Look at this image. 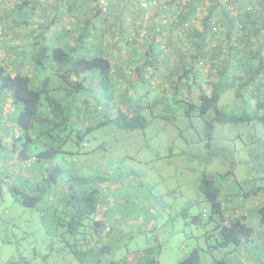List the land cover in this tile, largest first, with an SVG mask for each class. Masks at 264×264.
I'll list each match as a JSON object with an SVG mask.
<instances>
[{
  "label": "trees",
  "instance_id": "trees-1",
  "mask_svg": "<svg viewBox=\"0 0 264 264\" xmlns=\"http://www.w3.org/2000/svg\"><path fill=\"white\" fill-rule=\"evenodd\" d=\"M3 1L1 30L22 29L26 43L19 65L0 63V177L12 182L14 201L31 209L43 203L51 210L49 235L61 230L64 248L79 264L89 257L100 264L110 255L118 220L109 218V210L104 220L103 213L121 207L114 203V208L109 196L122 179L65 168L69 141L85 148L87 136L107 126L126 133L144 130L146 109L159 103L173 112L172 120L199 119L206 146L244 136L251 146L263 142L264 0ZM224 128L233 137L223 139ZM248 154L254 171L262 172L257 180L264 181V152ZM230 174L202 175L198 185L210 207L212 251H223L218 264L245 257L240 251L251 246L255 234L248 217L256 214L264 228V199L258 202L264 183L248 189L247 180L223 184ZM226 190L237 196L235 206L224 199ZM249 201L252 206L242 211V202ZM202 216L206 211L192 222L200 224ZM109 264L160 261L148 246ZM177 264H201L199 249Z\"/></svg>",
  "mask_w": 264,
  "mask_h": 264
},
{
  "label": "rangeland",
  "instance_id": "rangeland-1",
  "mask_svg": "<svg viewBox=\"0 0 264 264\" xmlns=\"http://www.w3.org/2000/svg\"><path fill=\"white\" fill-rule=\"evenodd\" d=\"M5 5L6 2L0 0V15ZM22 35V29L10 26L2 31L0 27L1 64L8 67L19 65L21 48L26 43ZM24 68L29 74L34 72L26 62ZM230 99L222 98L223 104ZM222 100L219 106H222ZM143 105L147 107L148 102L144 101ZM172 114L158 103L155 108L146 109L144 115L149 124L144 130L126 133L107 126L90 133L85 148H78L72 141L64 146L70 154L63 156L62 161L73 173L95 175L104 172L109 181L117 174L122 179L121 188L109 196L110 202L121 204V207L113 211L109 207L107 212H101L104 220L111 211L109 218L118 221L110 239L112 251L101 258L100 264L119 263L135 248L148 246L154 248L160 264H177L195 248L200 251L201 264H218L223 251H212L216 238L213 226L208 222L209 203L198 190L201 176L229 171L230 176L223 181L225 185L247 180L248 189L264 183L257 180L262 177V172L254 171L253 159L248 154L249 150L254 154L264 152V140L255 141L251 146L244 136L234 142L228 139L229 142L219 141L218 146L211 142L206 146L199 119L180 117L172 120L169 118ZM224 130L220 132L223 139L233 137L231 131ZM11 183L0 177V264H79L64 248L61 230L49 235L46 224L51 220V210L43 203L31 209L14 201L9 190ZM236 197L234 191L226 190V202L228 199L235 206ZM258 197L259 201L254 200L261 202L264 194L259 193ZM251 202H242V211L252 206ZM102 209L103 206L99 211ZM203 211L207 217L202 216L200 224L193 223L192 218L200 216ZM254 216L248 217V222L255 228L253 243L240 251L246 254H243L245 257H234L231 264H264V228L257 225ZM110 223L105 224L111 228ZM255 247H258L255 249L256 262L252 256ZM246 256L250 257L249 261ZM91 261L89 257L86 264H93Z\"/></svg>",
  "mask_w": 264,
  "mask_h": 264
}]
</instances>
